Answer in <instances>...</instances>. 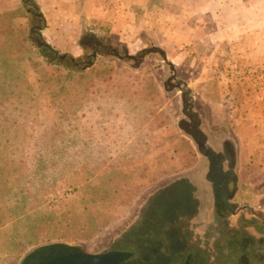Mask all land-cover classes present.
Returning <instances> with one entry per match:
<instances>
[{
  "label": "rangeland",
  "instance_id": "rangeland-1",
  "mask_svg": "<svg viewBox=\"0 0 264 264\" xmlns=\"http://www.w3.org/2000/svg\"><path fill=\"white\" fill-rule=\"evenodd\" d=\"M40 1L59 53L33 40L25 67L11 50L0 65V264L55 242L128 250L134 264H264L244 212L226 216L205 195V158L165 85L175 71L202 129L234 137L240 188L264 179V0ZM6 7L0 44H25L33 6ZM188 176L204 180L199 206L152 209Z\"/></svg>",
  "mask_w": 264,
  "mask_h": 264
},
{
  "label": "flooded vegetation",
  "instance_id": "flooded-vegetation-1",
  "mask_svg": "<svg viewBox=\"0 0 264 264\" xmlns=\"http://www.w3.org/2000/svg\"><path fill=\"white\" fill-rule=\"evenodd\" d=\"M24 1L29 5L31 3L29 0ZM32 14L35 16L32 27L35 41L43 44V49L52 50L42 38L41 29H39L41 24H37L38 18L34 9ZM97 53L98 51L94 49L90 54ZM165 85L168 90L177 88L180 91L182 114L177 119V125L191 137L197 150L205 158L204 178L210 187L205 195L217 207V210L220 213L225 212L226 216L227 211L231 216H238L244 212V218L254 225L256 232L262 235L258 241L264 246V196H256V194L251 196L246 194L247 189L240 190L237 173L238 150L234 137L219 127L213 128L212 134L202 129L203 122L195 106L194 98L191 96L193 89L186 81L177 79L175 71H170ZM188 182L193 186L191 181ZM176 184L167 189V192H161L163 198L155 201L153 197L151 205L159 204L158 207H153V210L160 213L165 210L183 212L187 209L193 210L194 205L199 206L195 199L194 187L190 192L184 182ZM131 253L123 249L88 253L77 245L55 242L32 249L23 257L20 264H134L130 262Z\"/></svg>",
  "mask_w": 264,
  "mask_h": 264
},
{
  "label": "crops",
  "instance_id": "crops-1",
  "mask_svg": "<svg viewBox=\"0 0 264 264\" xmlns=\"http://www.w3.org/2000/svg\"><path fill=\"white\" fill-rule=\"evenodd\" d=\"M36 2V4L38 5L40 11H41V14L43 15L44 17V20H45V25L44 27L40 30L41 31V35H42V38L44 39V36L42 34L43 30L50 24V20L48 19V17H46V13L42 7V3L40 0H34ZM21 3V1H18ZM22 4V3H21ZM22 7H23V4H22ZM10 8H5L3 10L0 11V15L5 17L6 15L10 16L11 19H13L12 15H13V12L11 10H9ZM47 18V19H46ZM11 23H13V21L11 20ZM32 27H30V32H29V36L30 38H28V41L25 43V44H16L15 43H12L10 44L9 42L5 41L4 43H2V45H4V47L0 44V65L1 67H6V63L8 62V58L7 57V54L6 52H9L11 50L10 53L12 52H15V54L12 55L11 58V64L14 65L15 67H18L19 65H23L21 67H25L24 64L26 62V53H31V49H33V46H34V42L33 40L35 41V37L34 35L32 34ZM9 28L8 29H5L3 28L2 31H0V36L2 35H5V34H8L9 33ZM44 41L50 46V48L52 49L53 52L55 53H59L56 49V47H53L49 41H46L44 39ZM37 43V42H36ZM5 46H8L9 48L5 47ZM39 47V46H38ZM9 49V50H8ZM39 49H41L43 51L42 48L39 47ZM43 53H45L43 51ZM6 54V55H5ZM61 54V53H60ZM62 55H67V54H62ZM18 65V66H17ZM189 177V176H188ZM251 179V178H250ZM189 180L192 182V184H196L195 185V196L198 197V194L197 193H201V190H200V183H203V179L202 178H198V177H193V176H190L189 177ZM239 181H240V176H239ZM257 183L260 184V186H257ZM246 184V183H244ZM250 187H246L244 186L243 189H247L246 191V194L248 195H255L256 196H264V179L260 180V181H255L252 185L248 184ZM196 186H197V189H196ZM242 188H240V190H243ZM197 194V195H196ZM202 194V193H201ZM201 198L202 195H199ZM250 196V197H251Z\"/></svg>",
  "mask_w": 264,
  "mask_h": 264
},
{
  "label": "trees",
  "instance_id": "trees-1",
  "mask_svg": "<svg viewBox=\"0 0 264 264\" xmlns=\"http://www.w3.org/2000/svg\"><path fill=\"white\" fill-rule=\"evenodd\" d=\"M29 1L31 2L30 4H31V5L33 6V8H34V12L36 13V16H37L38 20H41V21H42V24L39 25V26H40L39 29H42V28L44 27V25H45L44 17H43V15L41 14V11H40L38 5L36 4V2H35L34 0H29ZM2 30H3V27L0 26V31H2ZM184 184L187 185L186 188L191 187V190L193 189V186H192L188 181H185ZM164 188H166V187H164ZM164 188H161V191H162V189H164ZM188 190H189V189H188ZM164 192H167V190H165Z\"/></svg>",
  "mask_w": 264,
  "mask_h": 264
},
{
  "label": "water",
  "instance_id": "water-1",
  "mask_svg": "<svg viewBox=\"0 0 264 264\" xmlns=\"http://www.w3.org/2000/svg\"><path fill=\"white\" fill-rule=\"evenodd\" d=\"M38 45H39L40 48L43 47V44H40V43H39ZM42 49H43V48H42ZM147 50L150 51V52L154 51V52H159V53H161V55L163 56L165 62H170V63H171V61H169V58H168L167 52H166L164 49H162L161 47H157V46H155V47L149 48V49H147ZM61 56H62V57H65V55H61Z\"/></svg>",
  "mask_w": 264,
  "mask_h": 264
}]
</instances>
